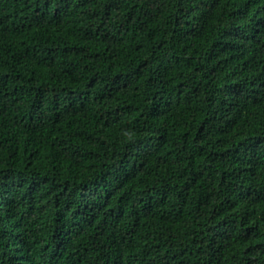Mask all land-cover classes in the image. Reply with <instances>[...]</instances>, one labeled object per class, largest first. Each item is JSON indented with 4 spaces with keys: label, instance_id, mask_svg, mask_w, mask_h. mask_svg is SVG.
Instances as JSON below:
<instances>
[{
    "label": "trees",
    "instance_id": "obj_1",
    "mask_svg": "<svg viewBox=\"0 0 264 264\" xmlns=\"http://www.w3.org/2000/svg\"><path fill=\"white\" fill-rule=\"evenodd\" d=\"M0 264H264V0H0Z\"/></svg>",
    "mask_w": 264,
    "mask_h": 264
}]
</instances>
